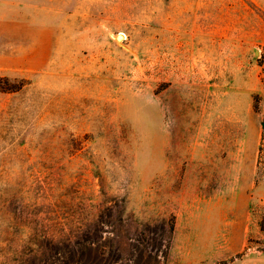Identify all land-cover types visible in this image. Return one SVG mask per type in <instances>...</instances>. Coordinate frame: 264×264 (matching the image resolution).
<instances>
[{
    "label": "rangeland",
    "instance_id": "374dc122",
    "mask_svg": "<svg viewBox=\"0 0 264 264\" xmlns=\"http://www.w3.org/2000/svg\"><path fill=\"white\" fill-rule=\"evenodd\" d=\"M0 264H264V0H0Z\"/></svg>",
    "mask_w": 264,
    "mask_h": 264
},
{
    "label": "bare ground",
    "instance_id": "6f19581e",
    "mask_svg": "<svg viewBox=\"0 0 264 264\" xmlns=\"http://www.w3.org/2000/svg\"><path fill=\"white\" fill-rule=\"evenodd\" d=\"M123 35H121V37H122ZM119 38V37H118ZM120 39V38H119Z\"/></svg>",
    "mask_w": 264,
    "mask_h": 264
},
{
    "label": "water",
    "instance_id": "95a60500",
    "mask_svg": "<svg viewBox=\"0 0 264 264\" xmlns=\"http://www.w3.org/2000/svg\"><path fill=\"white\" fill-rule=\"evenodd\" d=\"M122 35V34H121ZM121 35H120V37H121Z\"/></svg>",
    "mask_w": 264,
    "mask_h": 264
}]
</instances>
